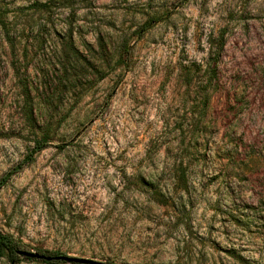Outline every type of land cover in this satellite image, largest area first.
<instances>
[{
    "label": "rangeland",
    "instance_id": "374dc122",
    "mask_svg": "<svg viewBox=\"0 0 264 264\" xmlns=\"http://www.w3.org/2000/svg\"><path fill=\"white\" fill-rule=\"evenodd\" d=\"M0 228L106 264H264V0H0Z\"/></svg>",
    "mask_w": 264,
    "mask_h": 264
},
{
    "label": "trees",
    "instance_id": "16d2710c",
    "mask_svg": "<svg viewBox=\"0 0 264 264\" xmlns=\"http://www.w3.org/2000/svg\"><path fill=\"white\" fill-rule=\"evenodd\" d=\"M146 24H149V23H146ZM142 28L145 29L144 26ZM214 46H216V48H217L216 51H214V55H216V60H218L220 58L221 53H222L224 46H225L224 34H221L218 37L217 43H214ZM212 70H213V73L211 76L216 74V69L213 68ZM28 116H29V113H28ZM49 144H50V140H49V137H47L46 135L42 136L40 139H37L35 141L34 147L30 150V152H28L25 159L18 165V169L16 171L23 168L26 164L32 163L35 160L36 153L42 151ZM16 171H14V172H16ZM14 172L12 171V173H10L9 175L13 174ZM6 180H7V178H4L2 181L3 182L2 184H4ZM20 249H21V243L12 234L4 232L0 228V259L1 258H7L11 262H19V260H21V259H27V260H35L36 259V258H31V257H26V256L20 255L19 254ZM46 254L60 255L62 253H60V252H55V253L48 252ZM38 260H41L47 264L56 263V262H63V263L66 262V261H56V260L47 261V260H43V259H38Z\"/></svg>",
    "mask_w": 264,
    "mask_h": 264
},
{
    "label": "water",
    "instance_id": "95a60500",
    "mask_svg": "<svg viewBox=\"0 0 264 264\" xmlns=\"http://www.w3.org/2000/svg\"><path fill=\"white\" fill-rule=\"evenodd\" d=\"M19 254L26 257L36 258V259H43L47 261H66L70 263H76V264H106L104 262L86 258V257H77V256H70L65 254L60 255H52V254H46L36 251H28L24 249L19 250Z\"/></svg>",
    "mask_w": 264,
    "mask_h": 264
}]
</instances>
